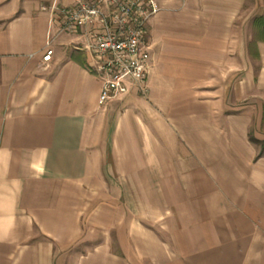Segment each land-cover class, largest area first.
Here are the masks:
<instances>
[{"label": "crops", "instance_id": "crops-1", "mask_svg": "<svg viewBox=\"0 0 264 264\" xmlns=\"http://www.w3.org/2000/svg\"><path fill=\"white\" fill-rule=\"evenodd\" d=\"M75 1L0 0V264H264V155L225 115L264 104L246 0H156L148 93L105 104Z\"/></svg>", "mask_w": 264, "mask_h": 264}, {"label": "built area", "instance_id": "built-area-1", "mask_svg": "<svg viewBox=\"0 0 264 264\" xmlns=\"http://www.w3.org/2000/svg\"><path fill=\"white\" fill-rule=\"evenodd\" d=\"M160 10L156 0H77L72 7L58 10V36L93 28L85 50L93 55L90 71L94 70L102 81L101 104L127 94L129 80L147 95L151 71L149 24ZM51 43L49 38L45 63L52 60Z\"/></svg>", "mask_w": 264, "mask_h": 264}, {"label": "rangeland", "instance_id": "rangeland-1", "mask_svg": "<svg viewBox=\"0 0 264 264\" xmlns=\"http://www.w3.org/2000/svg\"><path fill=\"white\" fill-rule=\"evenodd\" d=\"M243 64L242 73H246L248 68L258 71L257 51L253 48L255 41L259 39V31L253 25V19L264 17V0H246L243 8ZM247 40L249 44H247ZM246 45L248 46L246 48ZM233 105V104H232ZM225 115L240 116L244 124L249 123L247 132L248 137H255L259 141H264V104L258 95L248 96L243 94V98L236 107L230 106ZM257 146V145H256ZM259 153L261 146H257Z\"/></svg>", "mask_w": 264, "mask_h": 264}, {"label": "trees", "instance_id": "trees-1", "mask_svg": "<svg viewBox=\"0 0 264 264\" xmlns=\"http://www.w3.org/2000/svg\"><path fill=\"white\" fill-rule=\"evenodd\" d=\"M253 25L259 31L258 41L253 44V48L258 52V43H264V17H258L254 20ZM251 143L257 146H261L262 150L259 153V158L264 155V141H259L255 137H249Z\"/></svg>", "mask_w": 264, "mask_h": 264}]
</instances>
